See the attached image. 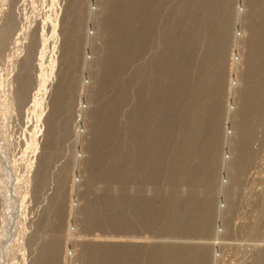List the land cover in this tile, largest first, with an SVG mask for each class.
I'll use <instances>...</instances> for the list:
<instances>
[{"label":"rangeland","instance_id":"obj_1","mask_svg":"<svg viewBox=\"0 0 264 264\" xmlns=\"http://www.w3.org/2000/svg\"><path fill=\"white\" fill-rule=\"evenodd\" d=\"M131 1L0 0V264H38L37 256L49 247L54 264H96L93 255H109L116 264H175L176 258L162 261L168 250H184L183 256L206 251L204 264H257L264 250V97L256 100L259 85L264 89V0H224L210 36L189 53L182 73L189 93L173 112L181 131L158 180L132 181L129 135L152 125L151 118L141 123L133 115L143 99L150 103L148 113L155 110V91L146 89L141 99L137 89L151 83L150 63L164 50L169 54L170 28L185 5H193L153 0L162 7L158 31L153 29L160 43L151 40L130 61L134 46H142L136 42L140 33L112 22L125 20L129 10L134 20L142 19L144 2ZM222 29L224 45L215 53L211 42ZM128 34L136 37L133 43ZM254 43L259 45L252 51ZM111 49L123 63L108 59ZM212 76L222 86L212 119L217 137L205 144L210 155L199 147L206 156L194 161L201 172L186 180L192 138L198 129L204 137L211 130L212 122H195L210 110L216 92L206 85L214 84ZM178 77L177 71L176 84ZM162 83L151 84L158 89ZM257 103L259 110L246 117ZM244 128L252 133L247 142ZM241 145L250 155L243 166ZM129 199L143 204L134 213L142 215L134 219L138 226L116 229L113 224L134 215ZM188 205L192 210L182 211ZM205 206L212 208L209 232L183 231L193 210Z\"/></svg>","mask_w":264,"mask_h":264},{"label":"bare ground","instance_id":"obj_2","mask_svg":"<svg viewBox=\"0 0 264 264\" xmlns=\"http://www.w3.org/2000/svg\"><path fill=\"white\" fill-rule=\"evenodd\" d=\"M132 1L134 4V2H136L138 0H132ZM141 1H142V3L144 2L143 3L144 7H143V11H142L143 15H142L141 20H139V21L134 20L135 14L133 11L131 12V10H129L127 12L128 14L125 13V14H127V18H125L126 21L119 18V20L116 19V20H114V22H112V25L118 26L120 30H127V29L131 30V28H132L135 31H137L138 33H140L139 36H141V37H139V39H137L136 42L137 41H138L137 43L142 42V44H141L142 46H140L138 48L139 50L136 49V47L134 46V50L131 52V54H129V57H128V60H130V61L134 60L137 56H139L141 54L140 51L145 50L144 46H147V43H150V41L154 39L159 44L160 38L162 37V36H159L158 34L157 35L153 34L154 27L157 26V31H158V26L160 24V11L162 8L161 5H159V7H157V8H155L153 6V2H154L153 0H141ZM158 1H159L158 3H161V1H163V0H158ZM224 2H225L224 0H189V3H192L194 8L190 7L189 4L185 5L183 12L181 14L179 13L180 17L178 18V20H176L175 26L173 25L174 28L173 27L170 28V30L172 29V31H173L172 36L169 39V41L166 42V45H165V47L169 48V50H170L169 54H167L164 50L161 57L154 58L152 63H150L151 67H152L150 69L151 70L150 71L151 83H153L154 81H158L159 79L161 80L163 78L164 84L162 83L163 86L158 87V89L156 88L157 87L156 84L150 83L149 84L150 86L149 85L146 86V84L145 85L142 84L137 89V93H138V95H140L141 99H142V97H141L142 93L148 94L147 91H149V93H151V91H155L154 92L155 95H153V97L151 96L152 104H153V106H155V110H151V112L148 113L150 103L146 102V100L143 99V101L141 100L142 106H141V110H140L139 115L138 116L133 115V121H135L136 118H141L140 119L141 123L145 122L146 119L150 120V118H151L152 125L150 124V126H149L146 124V125H144V128L142 127L138 133L132 132L129 135V139H130V143H131V144L130 143L129 144H130V147H131V145H132V147H131V151L129 152V154H131V155L129 156L130 159H129V162L127 164V173L129 174L128 179H131V181L134 180L135 179L134 177H136V176H138L137 178L140 180L145 179V177H151V178L156 177L155 179L158 180V173L162 169V166L164 167L166 164L167 153L169 152L172 145L175 143L174 142L175 136H177L179 131H181V127H180V126H182L181 121L179 120L178 116L173 117V112H174L175 108H177L176 103L181 98V96H185L187 93H189V84L187 83V77L185 78L182 75V73L185 74V72L188 68V64L191 61L189 53L191 51H194L196 46H198V43H200V41L202 42V39L205 40L203 38L204 36H208L209 35L208 33H211L213 23H214L215 19L218 18L219 14L222 12V8L224 7ZM187 3H188V0H187ZM115 5H117V4H115ZM118 7H121V4ZM188 21H190L191 23H188ZM260 29H261L260 31L262 33H264V27H262ZM130 30H129V32H130ZM132 32H133V30H132ZM211 36H213V34ZM3 38H5V37H3ZM3 38L0 41L1 46H3V43H4ZM224 38H225V32L222 29L218 34H216L214 42H211L212 44L210 43L211 49H214L215 53H217L218 50L223 48L222 46L224 45L223 44ZM135 39H136V37L131 38V36L129 35V41H131L133 43L135 41ZM258 45H259L258 43L257 44L254 43L251 47L252 51H254L256 48H258ZM251 48H250V50H251ZM261 48H263V46H261ZM115 49H117V48H115ZM111 50L112 51H110V52H113V54L109 53L108 59L112 60V61H121L123 63L124 59L122 60L121 57H118L115 54V52H118V51L114 50L115 51L114 52L113 49H111ZM173 50L175 52H177V54L174 55V57L172 58V57H170L171 56L170 53ZM169 57L171 59H169ZM204 64H206V62H204ZM175 65H177V68L175 67ZM177 71L179 72L178 84L175 83V81H178L177 78H175V76H177ZM108 75H110V74H108ZM209 80L211 83L214 82V84H208L206 86H208V87L210 86L211 89L214 88L216 93L212 94L208 100V102L210 103V108H209L210 110L207 111L205 114L200 115L199 120H197L198 122L197 121L195 122V124L196 125L198 124V126L199 125L201 126V124L203 125L204 123L207 124V123L212 122V119L215 118V113L218 112V103H219V98H220L219 96H220L222 86L220 84L219 79L217 80L216 77H214V76H212V78H210ZM153 86H155L154 90H153ZM146 89H147V91H146ZM196 89L197 90L201 89V90L197 91V96H200L201 92L203 91V87L201 85H199L198 87H196ZM132 97H135V96H132ZM192 97L194 98V96H192ZM263 97H264V89L260 88V85H259V89L256 90V100L260 102V101H262ZM257 104H258V106H255L254 108H249V110H247V111H245V109H244V111H245L244 114H246V117H249L250 115H254L256 113V111L259 110L257 108V107H260L259 103H257ZM151 109H152V107H151ZM102 111L106 113L105 109ZM149 115H150V117H148ZM214 125H215V122H212L211 123V130H210V132H208V136L204 137V133H201V131H199V129H198L197 135L194 138L191 137L192 138V143H191L192 144V150H191L190 154H192L193 156L186 159V164H188V169H189V171L183 175L186 180L192 179V178H193V180L194 179L196 180V178H198L201 170L199 168L200 167L199 163H198V165L197 164L195 165V162H196V160H198V157H202L204 155V153H202V151H199V147H200V150H202L203 148L207 149V148H205L206 147L205 144L214 143V141H216L217 132L215 131L216 125L215 126ZM146 130H148V131H146ZM99 131H100V129L96 128L94 130V133L100 135L101 132H99ZM131 131H132V129H131ZM242 132H243V130H242ZM102 134H104V133H102ZM243 134H244V137L246 138V140L244 138V140L246 142H247V139H249L251 137L250 135H252V133L249 130H248V132H246V129L243 132ZM146 140H150V143L152 144V149H148V147H147L148 141H146ZM245 141H243V142H245ZM172 142H173V144H172ZM239 148H240V146H239ZM92 149H94V148L92 147ZM96 149H98V147ZM240 149H241V151H240V155L238 156V158H239L238 159V162H239L238 165H242V164L244 165L245 161L248 162V160L250 159V155H249V151L247 150V146L245 147V145L244 146L241 145ZM206 153H208V155H210L208 152V149H207ZM199 159H201V158H199ZM235 159H237V158H235ZM212 164L215 165V162ZM171 165L173 168H175V166L172 163H171ZM146 166H148V171H147L148 174L147 175H145V168H147ZM239 167H241V166H239ZM120 169H125V168H122V166H119V170ZM112 176H114V175H112ZM173 177H175L174 173H173ZM142 188H143V186H142ZM127 204L129 206L130 212H133V214L135 213V211L137 212V210L143 209V204L140 202H135L132 200L130 201V199H129ZM190 209H191V207H190V205H188L187 208L184 207V209L182 211L186 210V212L188 213V211ZM202 209H204L203 214L201 213ZM211 210H212V208H210V206L209 207L205 206L203 208L202 207H199V208L196 207L195 212L193 210V215L192 216L189 215L187 217V221L184 224L183 231L184 230L185 231H191V232L201 231V232L208 233L209 227H210V221H211ZM138 213H136L137 215L134 214L135 216L131 214L132 217L130 218L128 223L118 221L115 224H113L114 227L116 229H122V228L134 229V226H138L137 221L134 219L137 218V216L141 215L140 213L138 215ZM109 218L107 219L108 222L106 220L108 225L111 224L110 223L111 220ZM138 222L140 223L139 225L143 224V222H141V221H138ZM180 251L172 252V251L168 250V252H164V253L162 252L163 253V255L161 256L162 261H166L167 259H170V258L171 259L176 258L177 261L175 264H204L208 261V253L206 251L200 250L196 253L195 252L188 253L185 256H183V253L185 254V252H183L184 250L182 251V253ZM53 252H54V247H49V249L46 250V255L44 252V254L40 253V255L37 256L38 259L36 262H38V264H40V263H42V264H54V262H53L54 260L52 259ZM260 255L261 256H260L257 264H264V250L262 251V253ZM91 259H92V262H94L96 264H116V261L112 260V257H110L109 255L108 256L105 255L102 257H98L96 255H93V257ZM117 259L119 261L120 257L117 256Z\"/></svg>","mask_w":264,"mask_h":264}]
</instances>
